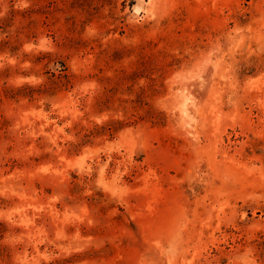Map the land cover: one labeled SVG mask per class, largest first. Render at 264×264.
I'll return each instance as SVG.
<instances>
[{"label":"rangeland","instance_id":"rangeland-1","mask_svg":"<svg viewBox=\"0 0 264 264\" xmlns=\"http://www.w3.org/2000/svg\"><path fill=\"white\" fill-rule=\"evenodd\" d=\"M0 264H264V0H0Z\"/></svg>","mask_w":264,"mask_h":264}]
</instances>
